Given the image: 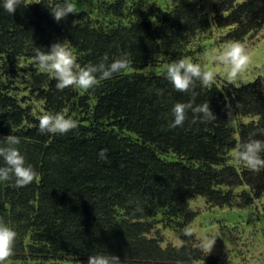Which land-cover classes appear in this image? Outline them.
<instances>
[{"label":"trees","instance_id":"16d2710c","mask_svg":"<svg viewBox=\"0 0 264 264\" xmlns=\"http://www.w3.org/2000/svg\"><path fill=\"white\" fill-rule=\"evenodd\" d=\"M56 2L21 0L13 15L0 6V77L10 71V57L35 59L37 48L48 51L57 41L81 67L121 58L129 66L88 90H58L52 74L28 98L0 78V138L17 136L16 147L37 173L25 187L0 182V218L17 233L8 260L87 264L90 255L113 254L121 264H215L193 235H184L196 215L188 202L202 196L211 206L242 208L264 198V168L228 163L239 144L264 141V89L196 80L188 92H178L166 71L142 72L185 57L193 37L209 29L194 0H172L156 20L142 10L145 0H94L93 13L76 10L60 22L48 9ZM211 13L216 27L231 28L222 41L240 42L264 24V0H217ZM178 102L208 103L216 118L202 120L188 110L183 125L172 128ZM230 113L257 121L239 124L235 138ZM44 114H61L78 126L41 134ZM101 149L108 162L99 159ZM241 186L249 192L235 194ZM158 216L181 246L161 247L146 236Z\"/></svg>","mask_w":264,"mask_h":264},{"label":"rangeland","instance_id":"374dc122","mask_svg":"<svg viewBox=\"0 0 264 264\" xmlns=\"http://www.w3.org/2000/svg\"><path fill=\"white\" fill-rule=\"evenodd\" d=\"M203 9V16L209 23V29L199 31L189 42L186 56L183 59L201 64L202 68L213 71L216 76L212 83L218 87L228 84L241 87L249 83H255L258 89H264V24L254 32L247 34L242 43L249 56L250 63L246 71L240 73L237 78L229 82L226 78V66L215 63L212 56L218 54L229 43H224L223 36L230 27L218 28L212 23L211 7L217 0H194ZM241 3L246 0H234ZM76 10L94 12V0H72ZM142 10L150 14V18L156 20L164 8H170L172 0H145ZM100 6L97 4V7ZM151 10H149V9ZM100 9V7H99ZM140 13L143 17L146 13ZM97 13V14H96ZM94 16L98 15L96 11ZM10 71L1 76L8 78L10 89H14L19 98L31 97V90L45 88L52 74L41 69L35 59L23 57H10L8 59ZM166 60L156 65L145 67V74H161L166 71ZM11 91V90H10ZM254 116H237L230 113V127L237 135V126L242 123L256 122ZM236 149L228 153V163L237 169L243 164L235 159ZM242 190L249 192V188L241 186L233 189L235 194ZM264 198L256 199L253 204L246 207L211 206L205 198L197 196L188 202L189 209L196 213L193 220L185 227L193 230V238L196 246L200 248L201 240L214 238L216 242L212 251L207 254L215 259V264H264V213L262 203ZM153 229L146 235L148 238H156L161 247H179L182 242L179 235L172 227L166 226L159 216L152 220ZM205 253V252H204ZM206 254V253H205ZM4 264H32L31 261L6 260ZM197 264H205L200 261Z\"/></svg>","mask_w":264,"mask_h":264},{"label":"clouds","instance_id":"9594fccd","mask_svg":"<svg viewBox=\"0 0 264 264\" xmlns=\"http://www.w3.org/2000/svg\"><path fill=\"white\" fill-rule=\"evenodd\" d=\"M20 4L21 0H3L0 6L13 15ZM48 9L56 22L65 19L69 14L77 13L72 0H57ZM212 59L215 63L226 66V78L229 82L246 71L250 63V56L245 46L238 41L229 42L222 51L213 55ZM35 60L41 69L54 74L55 86L58 90L73 86L83 90L92 89L100 80L110 79L129 66V62L121 58L111 64L101 62L81 67L76 63L71 49L61 41L51 44L48 51L37 48ZM215 76L213 71L202 68L201 64L183 58L174 60L166 68V78L178 92H188L196 80H199L202 86H208L215 80ZM188 110L192 111L194 117L202 120L216 118L208 103L193 106L191 102H178L171 109L174 119L170 127L182 126ZM77 126L75 120L65 118L61 114H44L39 118L38 130L41 134H66ZM19 143V138L12 134L0 138V161H2L0 182L14 181V187H25L34 181L37 173L30 164H26L25 157L16 147ZM262 152H264V141L250 138L237 146L235 159L248 169L259 171L264 168V158L260 155ZM98 157L108 162L107 149H101ZM184 235L191 237L193 230L185 228ZM16 237L17 233L0 218V264H4L14 254ZM215 242L214 238L202 239L200 248L209 254ZM87 264H121V260L113 254H97L88 256Z\"/></svg>","mask_w":264,"mask_h":264}]
</instances>
